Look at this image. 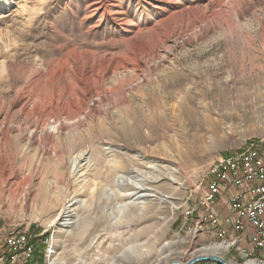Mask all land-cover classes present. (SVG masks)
<instances>
[{
	"label": "rangeland",
	"instance_id": "rangeland-1",
	"mask_svg": "<svg viewBox=\"0 0 264 264\" xmlns=\"http://www.w3.org/2000/svg\"><path fill=\"white\" fill-rule=\"evenodd\" d=\"M185 96L190 116L177 110ZM253 140L264 150V0H0V244L37 235L23 264L216 256L206 248L219 239L184 212L209 165ZM112 162L140 170L155 194L131 198L118 222L111 199L95 197ZM233 251L217 256L245 264Z\"/></svg>",
	"mask_w": 264,
	"mask_h": 264
},
{
	"label": "built area",
	"instance_id": "built-area-1",
	"mask_svg": "<svg viewBox=\"0 0 264 264\" xmlns=\"http://www.w3.org/2000/svg\"><path fill=\"white\" fill-rule=\"evenodd\" d=\"M262 140H253L242 149L216 158L198 185L199 198L192 213L184 215V224L196 211L195 220L203 230L227 232L241 237L245 245L264 250V150ZM202 184V187H199ZM202 190V192H201ZM222 199V218L218 220L213 207ZM26 232H11L0 244V258L5 264L24 260ZM25 263V262H24Z\"/></svg>",
	"mask_w": 264,
	"mask_h": 264
},
{
	"label": "bare ground",
	"instance_id": "bare-ground-1",
	"mask_svg": "<svg viewBox=\"0 0 264 264\" xmlns=\"http://www.w3.org/2000/svg\"><path fill=\"white\" fill-rule=\"evenodd\" d=\"M136 50L138 51V58H139V60L149 55V52L146 51L145 48H140V49H136ZM139 64H141V61L139 62ZM141 70H142V68H141ZM92 92H93L92 90H89L88 91L89 94H91ZM176 92L174 91V93H176ZM176 98H177V95H176ZM192 99L193 98L190 97V96L189 97L188 96L183 97L181 100H179L180 102L178 101L179 103L177 102V104H176L177 110L180 111L181 113H184L185 116H187L188 114L190 116V114L192 113V108L190 107L189 102H192ZM122 100H123V98H122ZM186 103H187V105H186ZM163 106H165V105H163ZM173 107H174V105L171 106L172 112H173V109H174ZM138 108H140V107H138ZM151 108H153V107H150V109ZM156 108H158V107L156 106ZM154 111L155 110H152V113L151 114H153ZM157 112H158V110H157ZM160 112H161V110H160ZM137 114H139V113H137ZM173 114H175V113H173ZM148 115H147V117H150ZM137 116H140V115H137ZM151 116H153V115H151ZM158 116L161 117L160 115H158ZM180 116H181V114L179 115V117ZM185 116H183V117H185ZM174 117H176V116H174ZM143 118H144V116H143ZM132 134L134 135L135 138H140V133H139V131L137 129L133 130ZM124 137L125 138H129L131 136L128 133H125L124 132ZM84 160H86V156H85L84 151L78 152L77 154H75L73 156V160H72L73 166H72V171L71 172L73 173L74 176H76V174L81 170L80 168L82 167V165H84V163H86V161H84ZM107 166H108L107 169L110 171V174H112L111 186H110L109 189H106L102 184H99L98 187H96L97 190L95 192V197L100 202L102 196H105V200H104L105 202H103V203H106L108 201V198L111 199V202H113L112 203V206L113 207H111V209H109L110 210L109 214H110L111 218H113V220H115L116 222H118L122 218V216L124 215V212L126 211V208L129 206V203L131 201L130 200L131 198L132 199L133 198L134 199L135 198H143V199H146L149 196H153V195L155 196V194H153V193L150 194L151 193L150 191H152V188L149 190V187H147L145 185V181L147 180V177H145L140 170L134 169V170L130 171V169H129L127 171L117 172L115 162L107 163ZM167 176H168L167 179H168V181L170 183H177V178H176L175 174H173V172H169ZM60 177L61 178L63 177L62 172L60 174ZM127 190H131V191L130 192L129 191L127 192ZM148 190H149L150 193L148 192ZM161 197H162V199H168V198H170L169 196H161ZM161 197H160V199H161ZM71 205H73V202L72 203L69 202V203L63 204V205L61 204V206L59 207V209L57 210V212L55 214V217H54V220L53 221L54 222L55 221H58L62 217L67 216L69 214V212H70V206ZM102 207L103 206H100V208H102ZM111 210H112V213H111ZM191 213H192V208H187L185 210V212H184L185 215L186 214H191ZM196 224H199V222H196ZM59 225H60V223H59ZM8 235H6L4 237V239H6L8 237ZM211 236L219 239V241L216 242V243L214 242L213 243L214 245L208 246L206 248V250H210L211 252H215V254H217V255L220 254V250L221 251L222 250H229V251L230 250H234V251H237L236 253L241 254V256L244 255L247 258L245 264H262V263L256 261L255 259L249 258V256L253 255V253L255 252V250L248 248L245 245V242L241 239V237H233L232 238L231 235H227V232H216L214 230H211ZM138 246L140 247L141 244L137 245V247ZM26 247H28V249H27V251H25V255H24V260L25 261L30 260L33 257V252H34V246H33V244H31L29 242V239H26ZM134 247L132 246L133 249H134ZM136 249H138V248H136ZM130 251H132V250H130ZM140 251H141V249H140ZM48 252H49V254H51L52 251H48ZM206 253H208V252H206ZM127 254H129V253H127ZM204 256H206V255H204ZM54 263H57V262H54V260H51V261H49L48 264H54ZM0 264H5L3 258H0Z\"/></svg>",
	"mask_w": 264,
	"mask_h": 264
},
{
	"label": "crops",
	"instance_id": "crops-1",
	"mask_svg": "<svg viewBox=\"0 0 264 264\" xmlns=\"http://www.w3.org/2000/svg\"><path fill=\"white\" fill-rule=\"evenodd\" d=\"M201 192H202V190H201ZM222 199H223V197L221 196V197H219V201H218V203H216L215 204V206L213 207V211H214V213L216 214V217H217V219L218 220H221V218H222V209H221V206H222ZM195 214H196V217L195 218H198L200 215H201V211L200 210H198V211H196L195 212ZM247 245V244H246ZM255 254V256H258L259 258H262L263 260H264V250L262 251V250H255V252H254ZM18 264H23L22 263V261L21 260H19V263Z\"/></svg>",
	"mask_w": 264,
	"mask_h": 264
},
{
	"label": "water",
	"instance_id": "water-1",
	"mask_svg": "<svg viewBox=\"0 0 264 264\" xmlns=\"http://www.w3.org/2000/svg\"><path fill=\"white\" fill-rule=\"evenodd\" d=\"M200 260H212V261H215L217 262L218 264H230L228 263L227 261L219 258L218 256H212V255H202V256H197V257H194L192 259H190L189 261L185 262V263H180V262H170L168 264H194Z\"/></svg>",
	"mask_w": 264,
	"mask_h": 264
},
{
	"label": "trees",
	"instance_id": "trees-1",
	"mask_svg": "<svg viewBox=\"0 0 264 264\" xmlns=\"http://www.w3.org/2000/svg\"><path fill=\"white\" fill-rule=\"evenodd\" d=\"M32 232H30V234H31ZM28 236H29V242L31 243V244H33L34 245V243L36 242V237H37V235L36 236H34V237H32V234L31 235H29L28 234ZM45 238H47V236L45 235ZM35 250H36V248H35ZM35 250H34V252H35ZM41 254V253H40Z\"/></svg>",
	"mask_w": 264,
	"mask_h": 264
}]
</instances>
